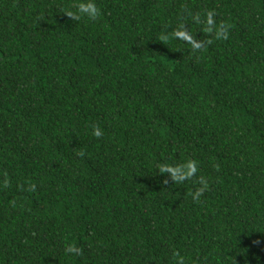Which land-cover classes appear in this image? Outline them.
Here are the masks:
<instances>
[{"label": "trees", "instance_id": "16d2710c", "mask_svg": "<svg viewBox=\"0 0 264 264\" xmlns=\"http://www.w3.org/2000/svg\"><path fill=\"white\" fill-rule=\"evenodd\" d=\"M88 2L0 0V264H264V0Z\"/></svg>", "mask_w": 264, "mask_h": 264}, {"label": "clouds", "instance_id": "9594fccd", "mask_svg": "<svg viewBox=\"0 0 264 264\" xmlns=\"http://www.w3.org/2000/svg\"><path fill=\"white\" fill-rule=\"evenodd\" d=\"M79 11L87 13L89 16H95L98 13V9L96 8L95 4L92 0H89L88 3H81L79 5ZM71 14V13H70ZM226 35V33H225ZM96 135H99V131L95 132ZM162 171H169L172 175L174 180H183L186 176H190L195 171V165L189 164L187 170L183 173L178 172L176 168H171L170 166H163ZM199 192H197V195Z\"/></svg>", "mask_w": 264, "mask_h": 264}]
</instances>
